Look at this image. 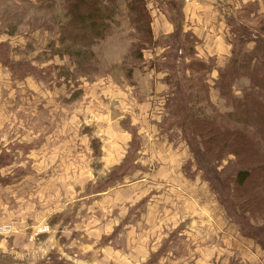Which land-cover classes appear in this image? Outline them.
Here are the masks:
<instances>
[{
    "label": "rangeland",
    "instance_id": "374dc122",
    "mask_svg": "<svg viewBox=\"0 0 264 264\" xmlns=\"http://www.w3.org/2000/svg\"><path fill=\"white\" fill-rule=\"evenodd\" d=\"M206 1L230 12L241 25L238 32L244 33L245 29L247 38L253 30L264 37V15L258 10L264 0H166L165 6L163 0H145V5L149 13L156 12L152 14L155 20L158 21L160 11H165L173 25H183V14L190 11L188 6ZM118 3L109 33L93 47L94 71L79 75L73 61L59 51L58 14L64 0H0V239L5 242L0 264H264L263 247L243 234L248 228L254 231L252 220L231 207L228 177L241 166L231 155L217 162L213 155L200 150L188 132L189 145L180 131L162 129L163 120L169 112L171 117L176 108L174 102L166 107L169 88L160 98L157 126L176 149H185L187 157L183 150L185 155L176 163L179 172L172 181L163 177L140 180L145 177L143 172L149 171L147 165L137 161L140 134L137 125L130 124L129 115L123 114L126 110L115 99L119 93L114 90L125 92L127 83L134 82L131 74L136 68L150 64L157 69L144 59V53L149 54L146 50L158 49L155 58L162 62L170 58L176 37L185 48L179 70L181 79L183 68L200 59L195 55L196 36L191 30L185 33L182 29L180 36L174 32L155 36L152 29L154 40L144 46L142 57L136 59L132 52L138 33L130 24L127 0ZM230 26V41H235L232 21ZM254 46L253 42L236 44L239 60L249 55ZM201 61L213 69L207 79L211 100L219 110H229L231 102L218 96L214 85L219 71L226 73L229 60L223 66H215V59ZM145 76L138 81L139 87L147 84ZM245 84L248 83L244 80L233 82V95L241 96ZM89 91L91 96L86 95ZM251 103L258 111L259 103ZM121 110L119 126L113 130V119L117 118L113 111L119 114ZM179 114L175 112L174 117ZM153 123L155 119L151 120ZM251 126L252 123L238 124L247 133H252ZM115 131L129 136L130 141L125 147L122 145L120 152L125 154L113 165V158H107V154L109 150L113 152L109 136L113 138ZM260 145L264 151V143ZM147 146L153 153L164 151L165 141L151 137ZM146 157L153 160L151 167H157L155 158ZM132 171L136 173L131 174ZM182 174L192 180L197 178L196 190L188 197L192 208L186 196L179 197L183 194L177 189ZM129 182L140 185L138 203L114 211L109 199L105 205L99 204L113 187L123 190ZM122 195L124 200L127 193ZM210 203L216 214L234 226L236 234L230 233V238L237 242L236 251L227 247V240L224 247L208 242L204 226L215 229L219 226L216 222L179 223L193 213L192 209L200 212ZM113 212L124 214L115 226ZM145 214L152 223L136 224ZM127 225H147L145 231L137 229L135 238L139 237L129 247ZM42 243L45 251L40 249ZM204 245L208 247L201 249ZM216 247L226 253H217ZM205 248L211 252L204 254Z\"/></svg>",
    "mask_w": 264,
    "mask_h": 264
},
{
    "label": "trees",
    "instance_id": "16d2710c",
    "mask_svg": "<svg viewBox=\"0 0 264 264\" xmlns=\"http://www.w3.org/2000/svg\"><path fill=\"white\" fill-rule=\"evenodd\" d=\"M64 1L65 4L61 5L62 11L58 14L59 51L67 54L73 61L75 73L89 75L95 69L91 63V58L95 56L93 47L109 33L115 13L119 10L118 0ZM127 8L130 24L138 33L137 44L132 52L138 59L142 57L144 46L154 40L152 19L145 0H127ZM244 11L246 12V8ZM230 21L236 27V30L232 31L236 36L235 41H231L232 58L229 59V67L227 65L228 69L225 70L227 74H220L219 71L218 79L214 83L218 96L225 98V102H231L229 110H219L211 100L207 79L213 69L210 65L202 63L201 59L192 60L183 68V78H180L179 70L184 61L185 48L177 37L173 46L174 54L169 55L170 58L164 62L156 57L151 64L153 67L155 65L157 71L166 74L164 81L169 88L166 107L168 108L169 102H174L176 108L173 112L180 113L176 117L172 113L170 117L169 112L163 120L162 129L180 131L187 144L188 132L196 139L200 150L213 155L217 162H222L231 155L233 161L241 166L228 177L231 207L252 220L254 231L248 228L243 234L254 238L264 249V151L260 148V144L264 143V37L253 30L247 38L245 29L244 33L238 32L241 25L235 18H229ZM174 34L180 36L181 29L177 28ZM250 42L255 45L253 50L239 60L240 51L234 47L236 44ZM236 64L238 65L235 66ZM237 80L248 83L241 87V96H234L230 90L233 82ZM252 101L259 103L258 111L254 110ZM241 123H252V133L239 128L238 124ZM260 236L263 238L258 239Z\"/></svg>",
    "mask_w": 264,
    "mask_h": 264
},
{
    "label": "crops",
    "instance_id": "0c3cea01",
    "mask_svg": "<svg viewBox=\"0 0 264 264\" xmlns=\"http://www.w3.org/2000/svg\"><path fill=\"white\" fill-rule=\"evenodd\" d=\"M165 1L163 0V4L165 6ZM255 1V0H251ZM243 3L246 2L242 1ZM260 2V1H259ZM193 5V7H192ZM216 5V4H215ZM213 2H203L200 5L190 4L188 6V9L190 10L185 15L183 14V17L185 19V22L183 20V25L181 24H175L173 25L172 21L169 20V16L165 14V11H160L158 13V21L153 18L156 14V12L152 13L150 12V15L152 16V22L151 26L154 32L155 36L158 35H167L173 33L177 28L182 29V31H190L194 34V37L196 36L197 41H195V55L199 57V59L203 61H211V59H215V66H220L224 63H226L230 56H231V41H230V22L229 18L231 17V13L227 12L224 8L220 9L221 11L224 10V12H221L218 7H216ZM240 7V6H239ZM259 12L264 15V5L262 2L259 3ZM244 11V9H243ZM245 12V11H244ZM182 13H184V9L182 7ZM251 15H254L252 13ZM230 16V17H229ZM240 21V20H239ZM146 52H149V54L144 53V59L146 62L150 60V62L153 61L155 56L158 54V49L153 50H146ZM226 60V61H225ZM137 70L133 71L131 74V78L134 81L133 83L128 82L127 85L124 87L125 92H122L121 89H116L114 91H117L119 94L116 95V98H118L119 105L122 106V109H125L126 111L123 113L122 110L118 114L117 111H113L114 116L117 115L116 119H113V130L115 129V126H119V116L120 114L129 115L130 117V124L137 125V132L140 134L141 138V149H138V159L137 161L147 165L149 167L148 172H143L144 178L140 179L142 182L146 179H153V180H161L160 178L163 177L164 180L172 181L173 177L176 175V172L178 171L179 167L176 166L177 160H181V158L185 155V149L182 147V149H176L174 143L169 140L166 135L162 136L163 133L160 132V128L157 126V122L160 118V110H161V97L166 95L168 86L164 81L165 73L161 71H157L156 69L149 66H144L141 68H136ZM140 71H142L140 73ZM143 74H146L147 84L145 87H139L138 81H141V76ZM121 79L122 76L120 77ZM122 85V84H120ZM124 86V85H123ZM114 88V85H113ZM120 93L126 95V98H121ZM91 92L89 91L88 96H91ZM86 96V97H88ZM94 97V95L92 96ZM112 97V95H111ZM128 102V104L125 105V102ZM117 106V105H116ZM118 107V106H117ZM106 116V115H105ZM153 116V117H152ZM158 116V118H157ZM156 117V118H155ZM155 119V123L151 124V120ZM149 132L150 135H149ZM159 134L158 136H155V134ZM109 143L110 147L113 149L108 151L107 158H113V165L116 164L122 156V153L120 150L123 151L122 145L124 147L129 144L128 141H130L129 136L124 137L123 134L119 133V131H115L113 138L111 136ZM124 137V138H123ZM148 139H147V138ZM154 137L155 139H163L165 141V148L164 151L160 150L159 152L153 153L150 149L148 144V140ZM128 147V146H127ZM185 152H184V151ZM110 152V154H109ZM126 152V151H125ZM149 155L151 158H155L158 163L157 167H151L153 166V160H148L146 156ZM187 157V152H186ZM118 160V161H117ZM179 172V171H178ZM136 173V171H132L131 174ZM137 173H141V171H138ZM182 181L180 185L177 187V189L180 191L179 194L180 198L189 200L188 197H191V193L196 190V181L195 179L185 178L182 174L181 176ZM129 181V180H128ZM149 181V180H148ZM140 185L132 182H129L126 184V187L122 190V188H116L113 187V190L109 192V196H103V198L100 200V205H105L106 201L109 199L110 204L113 207V211L116 208H123L126 204L129 205H135L138 203L140 197L138 193V187ZM126 192L127 195L125 196L124 200L122 199V193ZM186 196V197H184ZM139 198V199H138ZM158 202L161 201V199H155ZM112 201V202H111ZM190 207H194L192 202L189 200ZM2 206H5L3 204ZM149 207V206H148ZM193 213L188 215L185 218H182L179 223H186V224H197L200 225V223H209V222H216L219 224V226L215 229H212L209 226H204V232L206 233L208 242H213L215 245L223 246L225 240H227V247L231 250L236 251L238 249L237 242H231L230 233H235L234 226L232 227L227 224L226 219L224 216H219V214H216V210L212 203L209 205H206L205 208H203L202 211L198 212L194 209H192ZM124 217V214H115L113 212V225H118L121 219ZM220 222V223H219ZM150 224L152 223L151 218L149 215L145 214L141 216V219L136 222V224ZM229 223V221H228ZM114 225V226H115ZM113 226V227H114ZM126 227V236H127V242L128 247L130 246L131 242H136L137 238H135V234L138 233L137 229H142V231H145V227L147 225L139 226V225H133V226H125ZM241 239V238H240ZM40 242V241H39ZM204 247H208V245L201 246V249ZM224 247V246H223ZM46 246H41V250L43 249L45 251ZM217 253L222 254L226 253V250L224 249H218ZM136 250V249H135ZM114 251V250H113ZM210 251L208 248H205L203 250L204 254ZM0 252H5V242L1 241L0 239ZM25 254V253H22ZM198 255V254H197ZM199 256V255H198ZM204 256V255H203ZM34 257V256H33ZM202 257H200L201 259ZM198 259V257H197ZM81 264H101L97 262L93 263H81Z\"/></svg>",
    "mask_w": 264,
    "mask_h": 264
}]
</instances>
